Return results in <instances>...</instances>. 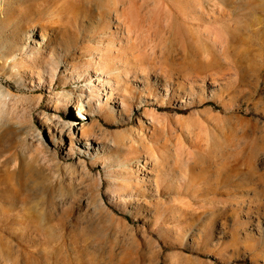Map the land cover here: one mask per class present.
Returning a JSON list of instances; mask_svg holds the SVG:
<instances>
[{
  "label": "rangeland",
  "instance_id": "obj_1",
  "mask_svg": "<svg viewBox=\"0 0 264 264\" xmlns=\"http://www.w3.org/2000/svg\"><path fill=\"white\" fill-rule=\"evenodd\" d=\"M0 264H264V0H1Z\"/></svg>",
  "mask_w": 264,
  "mask_h": 264
},
{
  "label": "bare ground",
  "instance_id": "obj_2",
  "mask_svg": "<svg viewBox=\"0 0 264 264\" xmlns=\"http://www.w3.org/2000/svg\"><path fill=\"white\" fill-rule=\"evenodd\" d=\"M19 64H21V61H19ZM166 91H168V90L166 89ZM73 107L74 108H77V110H78L77 118H83L84 119V111L82 110V107H80V105L79 106H76L75 105ZM77 127H79V126H77ZM91 127L92 126H85L84 125V126L81 127V129L80 128H77V129L81 130L80 138H88L90 136H95V135L92 134V131H91L92 129H90ZM153 157H154V159L156 161L158 160V157H156V156H153Z\"/></svg>",
  "mask_w": 264,
  "mask_h": 264
}]
</instances>
